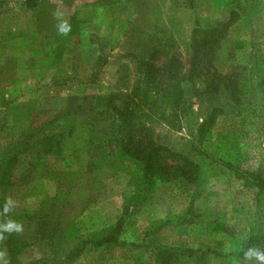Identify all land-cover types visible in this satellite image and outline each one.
Here are the masks:
<instances>
[{
  "label": "rangeland",
  "instance_id": "rangeland-1",
  "mask_svg": "<svg viewBox=\"0 0 264 264\" xmlns=\"http://www.w3.org/2000/svg\"><path fill=\"white\" fill-rule=\"evenodd\" d=\"M23 1L0 0V156L45 121H85L87 113L104 108L119 79L130 87L136 79V31L151 32L149 23L158 18L175 25L184 61L194 25L206 28L230 19L213 68L240 72L253 85L263 70L264 0H42L41 6ZM57 7L77 25L64 41L56 40ZM46 11L48 18L41 20ZM207 77L184 83L188 111L179 113L173 127H155L162 143L201 163L199 181L181 188L165 184L144 206L131 208L132 223L122 236L135 246L86 248L73 264H154V245L189 250L172 264H240L232 253L251 233L264 230V96L249 89L240 102L226 92L203 98L196 90ZM211 111L201 141L198 125ZM79 136L74 131L62 153L47 156L43 167L16 168L14 185L0 189V206L11 196L17 201L13 210L27 211L54 198L57 212L63 209L71 222L70 238H87L113 224L132 190L127 176L84 171L87 157ZM23 224L27 246L19 263L50 258L51 249L32 225ZM14 257L0 245V264H17ZM250 264L258 262L253 258Z\"/></svg>",
  "mask_w": 264,
  "mask_h": 264
},
{
  "label": "trees",
  "instance_id": "trees-1",
  "mask_svg": "<svg viewBox=\"0 0 264 264\" xmlns=\"http://www.w3.org/2000/svg\"><path fill=\"white\" fill-rule=\"evenodd\" d=\"M41 1L24 0L23 3ZM45 13L41 20L48 18L46 15L49 12ZM158 19L161 21L156 19L154 24L149 23L151 32L136 31L137 50L133 55L136 79L130 87L122 85V79H119L109 93L104 108L87 113L85 121L70 122L62 118L61 122L60 117L45 121L31 132H25L15 145L1 154L0 189L14 185L12 179L16 168L24 166V169L37 170L43 167L47 156L61 154L64 140L78 131L79 148L87 157L84 171H97L102 178L124 173L127 176L126 186L132 189L124 197L123 208L116 221L92 231L87 238L80 235L70 238L66 231L71 222L63 216V209L57 212L59 206L54 207V198L45 199L33 210L10 212V218L32 225L33 234L52 251L50 258L28 264H73L86 248H101L105 244L135 246L122 236L127 224L132 223L134 213L131 208L144 206L156 189L165 184L181 188L194 186L199 181L201 163L191 155L162 143L160 134L155 131L157 125L173 127L172 121L175 118L179 120V113L188 111L185 97L188 88L184 87V83H192L208 75L204 88L196 90L203 98L226 92L234 102H240V94L249 89L264 96V57L261 60L263 70L255 85L249 84L240 72L222 74L213 68V55L220 49L233 21L229 19L206 28L194 25L186 44L188 58L184 61L172 33L175 25ZM71 25L70 33H76V23ZM62 38L57 34L56 40L64 41ZM129 55L132 56L131 53ZM213 112L205 115L198 125L197 135L201 141L204 140V126L212 122ZM48 202L51 203L48 205ZM7 218L0 216V222ZM5 235L7 239L0 245L7 249L11 257L15 256L13 260L17 257V264H20L18 257L25 251L26 241L21 234ZM256 246L264 248V230L251 233L232 254L242 264L243 252ZM151 248L155 250L154 264H172L189 252L188 249L164 245Z\"/></svg>",
  "mask_w": 264,
  "mask_h": 264
},
{
  "label": "clouds",
  "instance_id": "clouds-1",
  "mask_svg": "<svg viewBox=\"0 0 264 264\" xmlns=\"http://www.w3.org/2000/svg\"><path fill=\"white\" fill-rule=\"evenodd\" d=\"M52 17L56 21L55 28L57 34L61 36H67L72 30V25L67 18L66 13L57 7L52 12ZM16 206L17 201L9 196L4 202L3 207L0 208V216L8 217L7 219L0 222V242H3L7 239L5 234H21L24 230L23 222L9 217V213L12 212ZM253 258H255L258 264H264V250H261L258 247H248V249L243 252L242 264H250Z\"/></svg>",
  "mask_w": 264,
  "mask_h": 264
}]
</instances>
